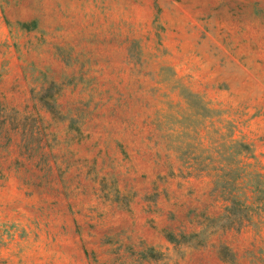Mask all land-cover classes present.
Segmentation results:
<instances>
[{"label": "rangeland", "instance_id": "rangeland-1", "mask_svg": "<svg viewBox=\"0 0 264 264\" xmlns=\"http://www.w3.org/2000/svg\"><path fill=\"white\" fill-rule=\"evenodd\" d=\"M0 264H264V0H0Z\"/></svg>", "mask_w": 264, "mask_h": 264}, {"label": "trees", "instance_id": "trees-1", "mask_svg": "<svg viewBox=\"0 0 264 264\" xmlns=\"http://www.w3.org/2000/svg\"><path fill=\"white\" fill-rule=\"evenodd\" d=\"M229 181H226V179H224L223 177H215L213 179V183H214V190L216 191V193H218L220 195V197L227 202L228 204L225 206V208L229 209L231 208V205H235V204H239L240 206L246 207V202L248 201V195L246 193V179L245 177L242 176H232L230 178H227ZM239 184L242 185L243 189L241 190V192L238 193V195H236L237 197H240L239 199H241V201L239 199H236V196L231 194V193H225V186L229 185V184ZM239 200V201H238ZM229 211V210H228ZM239 221H242V219H238Z\"/></svg>", "mask_w": 264, "mask_h": 264}, {"label": "crops", "instance_id": "crops-1", "mask_svg": "<svg viewBox=\"0 0 264 264\" xmlns=\"http://www.w3.org/2000/svg\"><path fill=\"white\" fill-rule=\"evenodd\" d=\"M157 240H158V239H157ZM157 240H155V241H157ZM147 242H148V241H147ZM204 252H205V253H208V254L211 255L212 257H216L215 250H214V249H210V247L207 248V249H205Z\"/></svg>", "mask_w": 264, "mask_h": 264}]
</instances>
